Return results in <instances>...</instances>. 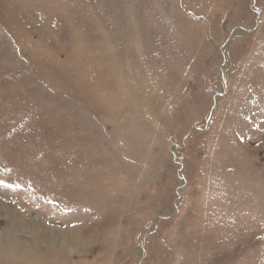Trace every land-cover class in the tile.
I'll return each instance as SVG.
<instances>
[{"label": "rangeland", "instance_id": "374dc122", "mask_svg": "<svg viewBox=\"0 0 264 264\" xmlns=\"http://www.w3.org/2000/svg\"><path fill=\"white\" fill-rule=\"evenodd\" d=\"M0 264H264V0H0Z\"/></svg>", "mask_w": 264, "mask_h": 264}]
</instances>
